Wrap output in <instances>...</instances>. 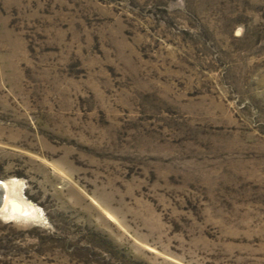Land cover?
Here are the masks:
<instances>
[{
    "label": "rangeland",
    "instance_id": "1",
    "mask_svg": "<svg viewBox=\"0 0 264 264\" xmlns=\"http://www.w3.org/2000/svg\"><path fill=\"white\" fill-rule=\"evenodd\" d=\"M0 181V264H264V0H0Z\"/></svg>",
    "mask_w": 264,
    "mask_h": 264
},
{
    "label": "bare ground",
    "instance_id": "2",
    "mask_svg": "<svg viewBox=\"0 0 264 264\" xmlns=\"http://www.w3.org/2000/svg\"><path fill=\"white\" fill-rule=\"evenodd\" d=\"M14 191V183L10 181H0V214H6V212L10 211L11 213H18L24 216L32 215L33 212L31 211V208H29L25 203L24 205L27 207L18 208L19 210L16 208L14 204L16 199L13 198L14 195H11Z\"/></svg>",
    "mask_w": 264,
    "mask_h": 264
}]
</instances>
